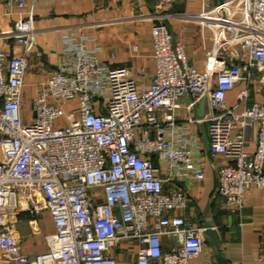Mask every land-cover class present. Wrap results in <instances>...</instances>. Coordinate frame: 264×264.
I'll return each instance as SVG.
<instances>
[{
    "label": "built area",
    "instance_id": "2783aa9c",
    "mask_svg": "<svg viewBox=\"0 0 264 264\" xmlns=\"http://www.w3.org/2000/svg\"><path fill=\"white\" fill-rule=\"evenodd\" d=\"M27 1L14 0L21 10ZM201 11L214 43L204 71L161 22L151 30L156 69L148 85L98 60L91 36L72 30L26 117L21 90L37 34L31 9L2 32L21 50H0V264H119L125 242L136 250L132 264H195L206 238L184 217L180 187L204 179V145L192 123L205 126L208 152L226 160L216 194L227 213L239 215L248 191L264 188V102L246 103L253 70L264 67V0H202ZM187 95L207 113L180 122L178 101ZM254 126L250 153L246 131ZM22 209L49 215L45 252H22L10 220Z\"/></svg>",
    "mask_w": 264,
    "mask_h": 264
},
{
    "label": "crops",
    "instance_id": "0c3cea01",
    "mask_svg": "<svg viewBox=\"0 0 264 264\" xmlns=\"http://www.w3.org/2000/svg\"><path fill=\"white\" fill-rule=\"evenodd\" d=\"M174 0H28L21 10L14 0H0V50L7 55L19 54L21 48L16 41L2 32L12 29L20 16L26 17L32 11L37 30L36 45L28 58V67L22 87L24 117L29 114L30 100L39 84L44 82L55 68L62 53V36L77 30L88 34L92 40L89 49L99 48L97 58L112 68L124 69L138 84L148 85L155 73V60L151 41V30L155 22L167 26L174 40L184 45L190 65L197 71L206 69L209 52L213 48L211 29L200 20L202 0H179L184 4L183 13H169ZM223 0H210L220 4ZM242 87L237 84L226 94L228 106L236 103V94ZM248 105L264 102V67L253 70L248 83ZM190 96L178 101L177 119L186 122L190 117L197 120L199 104L190 105ZM242 108V105L239 109ZM207 107L203 104V115ZM200 123H192L189 129L202 140ZM204 126V125H203ZM205 129V126H204ZM248 143L246 151L255 149V126L246 131ZM203 142V141H202ZM221 156H212L204 148V179L184 184L187 205L183 211L186 219L197 225L210 222L219 239V252L227 264H264V188H253L244 198L239 215L227 213L221 198L216 194L217 167L225 163ZM23 239L22 252L29 256L46 251L43 236L54 231L50 217L45 213L31 227L32 233L22 234V224L17 216L10 219ZM33 222V221H32ZM21 232V233H20ZM205 248L195 264H216L214 250L205 240ZM166 245L172 240L163 238ZM135 247L122 243L117 251L119 264H132Z\"/></svg>",
    "mask_w": 264,
    "mask_h": 264
},
{
    "label": "water",
    "instance_id": "95a60500",
    "mask_svg": "<svg viewBox=\"0 0 264 264\" xmlns=\"http://www.w3.org/2000/svg\"><path fill=\"white\" fill-rule=\"evenodd\" d=\"M178 1L179 0H174L171 3V7L168 10L169 13H183L184 12V4L182 3L179 4ZM197 115L200 118L203 116V100L199 103ZM201 134H202V141H203L204 148L208 152V140H207V136H206L203 125H201ZM262 174L264 175V167L262 168ZM202 226L204 228V236L214 250V258H215L216 264H227V261L225 260V258H223V256L219 252V239H218L216 230L214 229L213 225L208 221H204Z\"/></svg>",
    "mask_w": 264,
    "mask_h": 264
},
{
    "label": "rangeland",
    "instance_id": "374dc122",
    "mask_svg": "<svg viewBox=\"0 0 264 264\" xmlns=\"http://www.w3.org/2000/svg\"><path fill=\"white\" fill-rule=\"evenodd\" d=\"M24 209V207H23ZM20 211L17 215L18 219L21 221V224H22V234L25 235V234H29V233H32V229L33 227H31V225L33 224L32 221H37V224L39 225L38 221L40 219H42L43 215L45 213H42L41 215H39L38 217L34 216L33 214H31L29 211H26V210H23ZM20 232V233H21Z\"/></svg>",
    "mask_w": 264,
    "mask_h": 264
}]
</instances>
